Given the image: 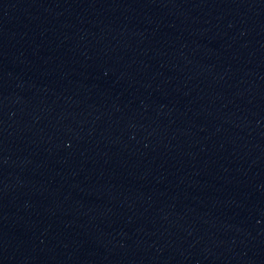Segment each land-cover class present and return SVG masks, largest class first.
Segmentation results:
<instances>
[{
	"label": "water",
	"instance_id": "water-1",
	"mask_svg": "<svg viewBox=\"0 0 264 264\" xmlns=\"http://www.w3.org/2000/svg\"><path fill=\"white\" fill-rule=\"evenodd\" d=\"M0 264H264L195 0H0Z\"/></svg>",
	"mask_w": 264,
	"mask_h": 264
}]
</instances>
